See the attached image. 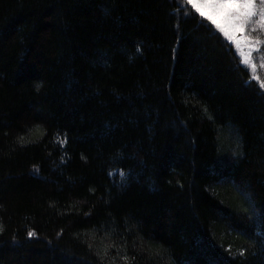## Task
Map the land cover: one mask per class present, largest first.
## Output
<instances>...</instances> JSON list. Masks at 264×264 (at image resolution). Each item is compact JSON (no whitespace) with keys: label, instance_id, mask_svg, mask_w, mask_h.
Wrapping results in <instances>:
<instances>
[{"label":"trees","instance_id":"trees-1","mask_svg":"<svg viewBox=\"0 0 264 264\" xmlns=\"http://www.w3.org/2000/svg\"><path fill=\"white\" fill-rule=\"evenodd\" d=\"M0 32V264H264V91L209 21L0 0Z\"/></svg>","mask_w":264,"mask_h":264},{"label":"snow or ice","instance_id":"snow-or-ice-1","mask_svg":"<svg viewBox=\"0 0 264 264\" xmlns=\"http://www.w3.org/2000/svg\"><path fill=\"white\" fill-rule=\"evenodd\" d=\"M185 4L199 17L214 25L237 48L242 43L250 46L260 43L258 39L249 40L244 33L264 30V0H185ZM2 38L3 33L0 32V39ZM244 54L242 51L241 55ZM39 87L37 85L38 89ZM27 235L31 237L35 233L29 231Z\"/></svg>","mask_w":264,"mask_h":264},{"label":"rangeland","instance_id":"rangeland-1","mask_svg":"<svg viewBox=\"0 0 264 264\" xmlns=\"http://www.w3.org/2000/svg\"><path fill=\"white\" fill-rule=\"evenodd\" d=\"M221 34L223 35V33ZM244 35L249 40L258 39L260 43L254 46H250L248 43H242L241 47L237 48L232 41H229L224 35L223 37L232 45L240 64L248 71L250 79L254 80L264 91V87H262L264 85V30L258 29L254 33L245 32ZM240 38L243 39V37ZM242 51L245 53L244 55H241ZM246 60L247 62H245Z\"/></svg>","mask_w":264,"mask_h":264}]
</instances>
